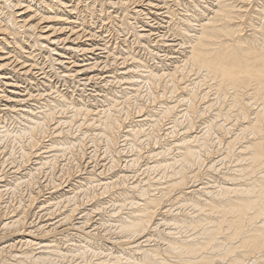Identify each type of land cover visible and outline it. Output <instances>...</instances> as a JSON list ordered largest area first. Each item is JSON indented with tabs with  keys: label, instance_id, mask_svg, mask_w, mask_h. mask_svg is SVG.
I'll use <instances>...</instances> for the list:
<instances>
[{
	"label": "bare ground",
	"instance_id": "obj_1",
	"mask_svg": "<svg viewBox=\"0 0 264 264\" xmlns=\"http://www.w3.org/2000/svg\"><path fill=\"white\" fill-rule=\"evenodd\" d=\"M108 27L129 33L135 48L112 46ZM137 49L153 59L162 51L170 69L152 68ZM139 87L160 107L139 106L129 123L117 104L139 98ZM164 118L171 140L156 137L158 149L144 153L151 160L144 167L157 175L139 178V148L150 139L142 127ZM198 119L200 135L191 132ZM217 133L221 153L205 164ZM85 139L102 142L106 170L131 173L116 184L93 162L66 190L44 183L41 201L36 185L27 203H38L45 220L27 222L18 206L0 215V243L19 235L4 238L0 264H64L68 257L74 264H264V0H0V164L11 165L10 176L0 168V188L31 186L58 156L83 158ZM127 147L133 153L120 168ZM79 193L102 197L79 209Z\"/></svg>",
	"mask_w": 264,
	"mask_h": 264
},
{
	"label": "rangeland",
	"instance_id": "obj_2",
	"mask_svg": "<svg viewBox=\"0 0 264 264\" xmlns=\"http://www.w3.org/2000/svg\"><path fill=\"white\" fill-rule=\"evenodd\" d=\"M86 2H88L89 3V0H86ZM109 11H111V9H109ZM132 20V22H136V20L134 21V19H131ZM130 20V21H131ZM136 24V23H135ZM44 25V24H43ZM137 25H139V23L137 24ZM109 28V31L108 32H106L105 34H107V33H111L110 34V36H109V38H110V43H112V46H114V45H118V46H121L122 45V43H123V45L124 44H128V43H130V46H132L131 48L133 49V48H135V45H132V42L130 41L131 40V37H129V33L127 34V35H125L124 34V32H122L121 30H119V29H117V31H116V29L115 28H112V27H108ZM112 29V30H111ZM116 32H115V31ZM118 31H120V32H118ZM114 32V33H113ZM118 34V35H117ZM125 36V37H124ZM113 37V38H112ZM119 37V38H118ZM108 38V39H109ZM123 41H122V40ZM128 40V41H126V40ZM115 40V41H114ZM121 42H120V41ZM125 40V41H124ZM127 42V43H126ZM122 47H125V46H122ZM138 50V49H137ZM140 50H138V53H139V56L142 58V59H144L152 68H155V69H159V68H163V67H165L166 65V67L165 68H163V71H165V70H169L170 69V61L168 60L167 61V59H161L162 57H161V55L163 54V52L162 51H158V54H159V58L157 59V58H152L151 56H149L150 54L148 53V52H145V51H143V50H141L140 52H139ZM161 54V55H160ZM174 54H176V52L174 53ZM148 55V56H147ZM176 55H178V57H179V61H181L182 59H183V57H181L182 56V54H179V53H177ZM143 56V57H142ZM151 58V59H150ZM157 59V60H156ZM161 62H160V61ZM159 61V62H158ZM163 61V62H162ZM157 62V63H156ZM166 62H168V63H166ZM154 63H156V64H154ZM158 63H159V65H158ZM166 63V64H165ZM163 65V66H162ZM160 66V67H159ZM170 66V67H169ZM169 67V68H168ZM167 70V71H168ZM191 74V73H190ZM192 76H193V78L196 76H194V75H191V78H192ZM163 81H161L160 82V84L158 85V83L156 84V86H155V89H156V91L157 92H159V91H161L160 89H161V87L160 86H162V83ZM162 83V84H161ZM158 85V86H157ZM141 88H143V90H145L144 88L145 87H143L144 85L142 84H140L139 85ZM139 87V89L141 90V88ZM156 87H158V89L156 88ZM73 89V90H72ZM69 90H72V93H71V95L74 97H76L77 96V94H78V87H75V88H71V89H69ZM206 91H207V89H206ZM143 92V93H142ZM179 92V91H178ZM177 92V94H180V93H178ZM86 93H89V91H87V92H85V94ZM139 93H140V95H139ZM142 93V94H141ZM160 93V92H159ZM138 96H139V98L137 97L136 99L135 98H131L129 101H130V103L129 104H127V105H121V103L120 102H122V101H120V99H119V101H118V99H117V101H118V104H117V106H119L118 107V109H117V112H116V114L117 115H123V114H128V116L126 117L125 115H123V116H120L121 117V119H125V121L126 122H131L132 121V119H136L137 117L136 116H138L140 113H138L137 111H138V107L139 106H141V107H143V111H144V109L146 110V108L148 109L149 107H154V108H157V109H159L158 107H160L159 105V102L158 101H153L154 102V104H153V102L152 101H150L149 99H147V97H146V95H147V93L145 92V91H138ZM142 95V96H141ZM209 95H210V91H209ZM89 96V101H91L90 99L92 98L90 95H88ZM130 96V95H129ZM211 99L213 98V96L211 95V96H209ZM134 99V100H133ZM174 99V98H173ZM122 100V99H121ZM149 100V101H148ZM168 101H170L171 103H172V101L171 100H169L168 99ZM167 101V102H168ZM215 100L213 99L212 100V102L214 103V108L216 107H218L217 105H220V106H222V103H218L217 101H215ZM147 104H146V103ZM152 102V103H151ZM163 102H165L164 100H163ZM93 102H91V104H92ZM120 103V104H119ZM141 104H143V105H141ZM151 104V105H150ZM217 104V105H216ZM122 107H121V106ZM156 105L158 106V107H156ZM214 108H213V110L211 111H209V110H205L204 111V113H203V116L204 117H202L203 119H205L206 117H211V116H209V114L210 115H212V114H214L213 113V111H214ZM122 109V110H121ZM180 108H178L177 110H179ZM123 111V112H122ZM142 111V112H143ZM207 111H209V112H207ZM133 112V113H132ZM177 112V111H176ZM138 113V114H137ZM178 114V113H177ZM179 115V114H178ZM202 118H199L200 120L202 119ZM130 119H131V121H130ZM197 120L196 121V123H195V125L193 126V128L191 129V132L193 133H195V134H201V126L199 125L200 124V120ZM162 120H164V122L162 121H160V125L158 126H156V127H154L153 129H149V126L147 125V124H145V125H143V133H144V136L142 135V138L144 139V137H145V135H147L148 134V136L150 135V139H149V143H146L145 144V141H144V143H143V145H141V147L139 148L140 149V152L142 153L141 154V157H140V159H142V158H145V159H142V160H140V166H139V169H141V170H139L138 169V173H137V175L139 176V178H141V177H146V176H155V175H157V172L156 171H153V170H151V171H149V169H148V171H147V169H146V167L147 166H145L144 167V165L145 164H147L148 162V165H150L151 164V160L150 161H147L148 159L146 158V155H147V152L151 149H153L152 151H155V149H158V148H156L157 146H159V144H157V143H155V142H153V141H155V139H156V137H159V141H160V143L161 144H166L167 142H169L170 140H171V138H168V130H166L165 128H167L168 126H166L167 124H169L168 122H169V119H162ZM8 120H6V123L8 124V125H10V120L7 122ZM129 123H126V124H129ZM162 123V124H161ZM183 125V124H182ZM158 127V128H157ZM180 127H182V126H180ZM155 128L157 129V130H155ZM148 130V131H147ZM152 130H154V132L152 131ZM165 130V131H164ZM157 131V133H155ZM160 133H159V132ZM48 132V131H47ZM72 133H73V135H74V132H76L77 134H79V132L78 131H76V128L75 127H73V131H71ZM81 132V131H80ZM167 132V133H166ZM75 133V134H76ZM142 133V134H143ZM146 133V134H145ZM42 134V133H41ZM46 134H48V133H46ZM46 134H42L43 135V140H45L44 142H47L46 141V139L48 138V137H46ZM165 134H167V135H165ZM42 135H41V137H42ZM176 135V136H175ZM173 136H174V138L176 139V138H178L179 136H180V134H179V132H175L174 134H173ZM226 136H228V135H225L223 138H225ZM211 137L212 138H210L211 140H210V144L208 145V150L209 151H207L208 153H207V155H205V164H206V162H209V160H214V158H215V160L219 157L218 155L221 153L220 151H221V146H220V144L218 145L217 144V140H215L216 139V137H218V133H217V135L216 134H214V135H211ZM42 139V138H41ZM145 140V139H144ZM85 145L86 146H83V151H84V157L83 158H81V157H79L80 156V153L79 152H75L76 154H74V155H71V154H67V155H65V156H61L60 158H56V161H55V167H53V168H49V167H43V168H41V169H39L38 170V174H39V172H40V174L39 175H35V183L36 182H38V183H34V184H32L31 186L30 185H25V183H23V185L22 184H20L19 186H18V188H17V190L14 192V193H10V191H7V190H4V188L3 187H1L0 188V190L1 191H3V192H1L0 193V215L1 216H3V217H7V215L9 216L10 214H12L13 212V210H15V208H16V206H18V208H17V212L18 211H20V208L22 209L23 207H24V209L23 210H21V212L23 211V214H25L24 216H26V221L28 222V220H29V222H33V223H35V224H37L38 222L40 223V221L41 222H43L42 221V219L43 220H45V217H46V215H45V211H43V210H41L40 211V209H42L40 206L38 207L37 205H38V203H35L34 205H29L30 203H27V202H29V196L30 195H35L36 193H37V189H38V187H39V189L41 190L42 189V185L44 184L45 186H47L50 182H52V180L53 181H58L57 183H60V182H62V183H60V184H62L61 185V188H63L64 190H66L68 187H71V185L75 182V180H77V176H83L84 175V173L85 172H88L89 170H92V166L96 163V164H98V165H96L95 166V168H94V170H102L103 172H104V175H103V177L104 178H109L110 180H113V181H116V184H120V182L118 183L117 182V180L120 178V176L122 175V173H125V174H128L129 172H122V173H120V175H119V169L118 170H113V171H110V170H106V168H108V162L106 161L107 159H105V158H103L104 156L102 155L103 154V151H104V147H103V145H102V142L101 143H99L97 146H95V145H93V143L91 144V142L90 141H88V139H85ZM87 141H88V143H87ZM90 142V143H89ZM150 142H151V144H150ZM214 142V143H213ZM154 143V144H153ZM87 144H89L90 146L88 147L87 146ZM149 144V145H148ZM157 144V145H156ZM12 145V144H11ZM92 145L94 146L93 148L94 149H92ZM147 145H148V147H147ZM155 147H154V146ZM99 146V147H98ZM154 148H153V147ZM216 146H218V147H216ZM10 147V146H9ZM98 147V148H97ZM152 147V148H151ZM15 148V149H14ZM14 152H15V156L16 157H18V154H19V152L18 151H20L19 150V148H18V146L17 145H14ZM18 148V149H17ZM88 148V149H87ZM100 148V149H99ZM128 148V147H127ZM150 148V149H149ZM9 149V148H8ZM7 148L5 149V150H7V151H9L10 149H11V147H10V149L8 150ZM17 149V150H16ZM89 149H92L91 151H93L94 152V150L95 149H98V151H96L97 152V155H96V159H95V157H94V154H96L95 152L93 153H91L90 152V150ZM142 149V150H141ZM216 149H217V151H216ZM2 150V151H1ZM0 150V163H1V160H2V156L4 155V151H3V149H1ZM148 150V151H147ZM126 151H127V153H126ZM86 152V153H85ZM90 154H89V153ZM125 153H126V155H125V153L123 154V155H121V157H120V160H119V166L118 167H120V168H122L123 166H124V162L123 161H126L127 160V158L133 153V152H131L130 150H129V148L127 149V150H125L124 151ZM131 152V153H130ZM146 152V153H145ZM213 152V153H212ZM102 153V154H101ZM130 153V154H129ZM146 155H145V154ZM86 154V155H85ZM91 154H93L92 156H91ZM211 154V155H210ZM212 154H213V156H212ZM69 155V156H68ZM76 155V156H75ZM79 155V156H78ZM88 155H90L89 157H87ZM102 155V157H100ZM207 156V157H206ZM71 157H73L72 159H71ZM124 157H125V160H123L124 159ZM62 158V159H61ZM79 158V159H78ZM89 159V161H87V159ZM101 158H103V159H101ZM92 159V160H91ZM129 159V158H128ZM147 159V160H146ZM17 160L19 161L20 159L19 158H17ZM69 160V161H68ZM85 162H84V161ZM97 160H99V161H96ZM121 160H123L122 161V163H121ZM58 162V163H57ZM69 162V163H68ZM88 162V163H87ZM93 162H94V164H93ZM107 162V163H106ZM146 162V163H145ZM57 163V164H56ZM85 163H86V165H85ZM101 164V166H100V164ZM143 163H145V164H143ZM67 164V165H66ZM77 164V165H76ZM104 166H103V165ZM123 166H122V165ZM5 166H2V168H1V164H0V168L3 170V172H7L6 174L8 175V176H10L11 174L10 173H8V171L10 172V170L11 169H9L10 168V166L11 165H9V168H8V165L5 163L4 164ZM226 165V166H225ZM225 165H220V166H223L222 168V171L223 170H225L226 171V169H227V167H228V165H227V163L225 164ZM57 166V167H56ZM65 168H64V167ZM77 166V167H76ZM91 166V167H90ZM103 166V168H101ZM3 167H4V169H3ZM90 167V168H89ZM141 167V168H140ZM144 167V168H143ZM224 167H225V169H224ZM47 168H48V172H47ZM61 168V169H60ZM64 168V169H63ZM81 168V169H80ZM99 168H101V169H99ZM44 169V170H43ZM50 169V170H49ZM79 169V170H78ZM83 169V170H82ZM87 169V170H86ZM51 170H53L54 172H52L51 173ZM146 170V171H145ZM204 169H202V171H203ZM69 171V172H68ZM75 171V172H74ZM77 171V172H76ZM83 171H84V173H83ZM46 172V173H45ZM105 172H106V174H105ZM141 172H143V174L141 173ZM152 172H154V174L152 173ZM50 173H51V175H50ZM68 173H69V175H68ZM83 175H82V174ZM131 173V172H130ZM129 173V174H130ZM57 174V175H56ZM59 174V175H58ZM116 174V175H115ZM140 174H142V175H140ZM152 174V175H151ZM162 174V173H161ZM160 174V175H161ZM44 175V176H43ZM76 175V176H75ZM113 175L116 177V179H115V177H113ZM119 176V177H118ZM55 177V178H54ZM63 177V178H62ZM42 178V179H41ZM67 178V179H66ZM131 178V177H130ZM129 178V179H130ZM37 179V180H36ZM56 179V180H55ZM73 179V180H72ZM134 180L136 179V177H134L133 178ZM72 180V181H71ZM130 181V180H129ZM129 181H127V182H129ZM132 181V180H131ZM67 182H69V183H67ZM72 182V183H71ZM40 184V185H39ZM64 184H68V187H65L64 186ZM35 185V187H33ZM38 187H37V186ZM118 186V185H117ZM28 187V188H27ZM37 187V188H36ZM91 187V186H90ZM3 188V189H2ZM46 188V189H45ZM98 186L97 187H95V188H90L91 189V191H90V189H89V191H90V194L91 193H93V192H95L96 193V191L95 190H98L99 192H100V187L98 188ZM39 190V191H40ZM47 187H44L43 188V190H41L40 191V193H39V196L36 194V197H37V200L38 201H41V200H45V198L47 197V195L48 194H46V192H47ZM97 191V192H98ZM9 192V193H8ZM31 192V193H30ZM43 192H44V194H43ZM8 193V194H7ZM35 193V194H34ZM10 194V195H9ZM80 194H83V195H81L80 196V199L78 198V200H79V206L80 207H82V208H80L79 206V209H83V208H85V209H87V208H90V206H92V204H94L96 201H98V200H101V199H99V198H101L102 196H100L99 198H98V196H96L95 197V199H91L89 196L88 197H86V194L85 193H79L78 195H77V197H79V195ZM89 194V195H90ZM97 195H99L98 193H97ZM45 196V197H44ZM28 197V198H27ZM39 198V199H38ZM89 198L92 200H89ZM103 198L104 199H106V197H104L103 196ZM88 199V200H87ZM48 200V199H47ZM77 200V201H78ZM88 201V202H87ZM20 202V203H19ZM93 202V203H92ZM101 202H105L104 200H102ZM27 203V204H26ZM19 205H21V206H19ZM105 205H109V203H106ZM105 205H103V206H105ZM6 206V207H5ZM14 209H13V208ZM20 207V208H19ZM35 207V208H34ZM106 207V209H108V210H110V208L111 207H109V206H105ZM108 207V208H107ZM8 209V210H7ZM38 209H39V213H38ZM51 210H54V211H56L55 213H58V212H60V211H62L63 209H60V211L59 210H56V208H52ZM34 211H35V213H34ZM42 211H43V213H42ZM58 211V212H57ZM84 211H86V210H84ZM26 212V213H25ZM6 216H5V215ZM39 214V215H38ZM45 216V217H44ZM38 217V218H37ZM42 218V219H41ZM96 218V217H95ZM95 218L92 220V221H94L95 220ZM36 220H37V222H36ZM40 220V221H39ZM76 221H79V220H77V219H75V222ZM91 221V222H92ZM101 228V229H100ZM99 229L100 230H98V229H96V231L99 233V234H102L103 232L104 233H106V236L108 235H110V236H113V231H112V228L111 227H107V228H103V227H100ZM111 228V229H110ZM106 229H109V230H106ZM103 230V231H102ZM110 233V234H107V233ZM112 232V233H111ZM8 236V235H7ZM56 237L57 238H59V235L57 236L56 235ZM56 237H54V238H56ZM5 238V240L7 239L8 241H11L10 239H18L19 238V235H16V236H11V237H9V238H6V237H4ZM4 238L2 239V241H1V243H0V245L2 244L3 245V241H5L4 240ZM61 242V241H60ZM104 244L103 245H107V243H106V241L105 242H103ZM61 245L64 247V244H62L61 243ZM90 254L88 253V254H86V257H87V259L89 260V259H91L92 257H91V255L89 256ZM68 258H69V260H68ZM67 259H65V263L64 264H74V262L76 261H78L76 258H73V259H71L70 257H68ZM71 260H74L73 262L71 261ZM66 261H68V262H66Z\"/></svg>",
	"mask_w": 264,
	"mask_h": 264
}]
</instances>
